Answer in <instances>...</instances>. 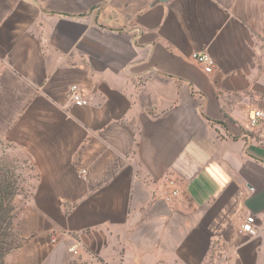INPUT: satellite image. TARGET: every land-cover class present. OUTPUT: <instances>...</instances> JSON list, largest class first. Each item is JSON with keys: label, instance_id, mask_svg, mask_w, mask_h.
I'll return each instance as SVG.
<instances>
[{"label": "crops", "instance_id": "1", "mask_svg": "<svg viewBox=\"0 0 264 264\" xmlns=\"http://www.w3.org/2000/svg\"><path fill=\"white\" fill-rule=\"evenodd\" d=\"M263 36L264 0H0V148L32 183L7 263L264 264Z\"/></svg>", "mask_w": 264, "mask_h": 264}, {"label": "trees", "instance_id": "2", "mask_svg": "<svg viewBox=\"0 0 264 264\" xmlns=\"http://www.w3.org/2000/svg\"><path fill=\"white\" fill-rule=\"evenodd\" d=\"M25 180L22 171L11 164L0 163V264H8L7 255L19 245L14 227L20 212L18 200L27 197Z\"/></svg>", "mask_w": 264, "mask_h": 264}, {"label": "built area", "instance_id": "3", "mask_svg": "<svg viewBox=\"0 0 264 264\" xmlns=\"http://www.w3.org/2000/svg\"><path fill=\"white\" fill-rule=\"evenodd\" d=\"M192 59L197 64L201 65L204 68L206 73H212L215 67V60L208 52H195L192 55ZM3 63L0 61V76L3 73ZM69 100L76 107H83L89 104L87 97L85 96V91L78 84H74L70 87L68 94ZM264 119V112L262 110H253L250 117L251 126H257L261 120ZM86 171H82V174H85ZM170 193L165 198L166 201H171L174 198L180 196L181 192L179 189L178 182L175 179H170L169 182ZM241 232L249 234L251 236L257 235V227H256V217L255 215L248 216L244 223L241 226ZM53 242H57V238L53 239ZM70 251L78 255L79 251L77 247H72Z\"/></svg>", "mask_w": 264, "mask_h": 264}, {"label": "rangeland", "instance_id": "4", "mask_svg": "<svg viewBox=\"0 0 264 264\" xmlns=\"http://www.w3.org/2000/svg\"><path fill=\"white\" fill-rule=\"evenodd\" d=\"M261 47L264 49V36L263 38H261ZM8 163L11 164L12 166H14L17 170L19 169V171H22V174L24 177H26L24 186H25V191L29 190V186H31L32 183H30V181L27 178L28 175V170L29 167H24L22 166L16 159V157H14V155L12 154V151L10 150H5L0 148V163ZM20 166V167H19ZM24 200L19 199L18 200V207L21 210L22 208V204H23Z\"/></svg>", "mask_w": 264, "mask_h": 264}]
</instances>
